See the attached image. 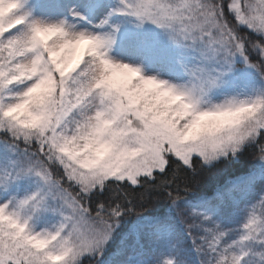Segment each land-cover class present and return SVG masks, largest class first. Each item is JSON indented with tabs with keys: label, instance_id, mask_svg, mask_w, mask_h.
<instances>
[{
	"label": "snow or ice",
	"instance_id": "obj_1",
	"mask_svg": "<svg viewBox=\"0 0 264 264\" xmlns=\"http://www.w3.org/2000/svg\"><path fill=\"white\" fill-rule=\"evenodd\" d=\"M0 264H264V0H0Z\"/></svg>",
	"mask_w": 264,
	"mask_h": 264
},
{
	"label": "trees",
	"instance_id": "obj_2",
	"mask_svg": "<svg viewBox=\"0 0 264 264\" xmlns=\"http://www.w3.org/2000/svg\"><path fill=\"white\" fill-rule=\"evenodd\" d=\"M251 163L252 157L246 156L238 165L219 164L211 170H206L202 173L201 177H199L201 183L197 186L196 191H205L217 186L238 170L250 166ZM189 199H192V197H189Z\"/></svg>",
	"mask_w": 264,
	"mask_h": 264
}]
</instances>
